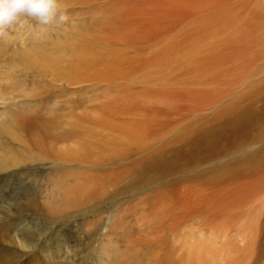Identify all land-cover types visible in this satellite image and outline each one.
Here are the masks:
<instances>
[{"label": "bare ground", "instance_id": "bare-ground-1", "mask_svg": "<svg viewBox=\"0 0 264 264\" xmlns=\"http://www.w3.org/2000/svg\"><path fill=\"white\" fill-rule=\"evenodd\" d=\"M66 1L90 6L97 24L85 26L79 45L71 47L67 60L74 64L62 55L54 68L73 72L68 82L115 84L113 94L79 114V123L109 138L99 141L105 152L91 154L73 141L56 148L47 143L51 153L93 164H102L103 154L112 157L115 168H102L101 177L109 174L110 186L127 177L116 189L120 195L142 188L156 172L193 171L165 184L173 204L166 212L156 208L161 225L146 230L150 238L172 232L164 264H264V0ZM199 109L209 111L199 118ZM37 147L45 150L42 142ZM97 175L90 174L99 182ZM96 193L79 187L65 196L81 207L94 199L98 210ZM51 210L43 212L57 213ZM113 225L128 232L125 221Z\"/></svg>", "mask_w": 264, "mask_h": 264}, {"label": "rangeland", "instance_id": "rangeland-1", "mask_svg": "<svg viewBox=\"0 0 264 264\" xmlns=\"http://www.w3.org/2000/svg\"><path fill=\"white\" fill-rule=\"evenodd\" d=\"M62 4L68 16L66 23L53 21L42 25L34 19L23 18L8 29L5 36H0V264H164V252L173 247L172 232L163 231L161 237L156 233L150 238L146 230L161 225L156 208L166 212L167 206L173 204L174 196L165 184L189 177L193 171L166 175L156 172L147 178L148 183L142 188H132L120 195L116 189L126 183L127 177L117 186L107 183L112 179L109 174L106 180L101 177L105 176L102 168H115L112 157L103 154L102 164H93L92 160L71 161L54 156L53 149L47 145L50 143L56 148L74 141L76 146L85 147L86 144L91 154H97V149L104 153L106 147L103 148L101 141L102 136L106 137L104 132L91 129L89 123H79V114L90 111L88 108L96 106L108 92L113 94L112 84H115L110 81L100 84L68 82L66 77L73 76V72L62 73L54 68L61 62L62 55L68 61L71 47L79 45L85 28L97 24L90 15V6L72 5L70 1ZM35 59L50 68L34 67ZM71 62L66 64H74ZM205 111L209 110L199 109L198 115H192L200 118L208 113ZM191 119L194 118L179 125ZM147 134L145 136L149 137L148 131ZM65 139L70 140L62 141ZM106 139L109 138L104 141ZM41 142L45 150L37 147ZM258 146H252L251 150ZM144 152L135 154L131 160ZM85 167L92 170H87L92 177L98 174L103 180L95 181L96 176L92 179L84 171ZM88 176L89 179H85ZM101 181L104 184H100ZM91 182H95L93 188ZM78 186L94 194L97 192L96 197L103 202H99L98 210L92 209L97 203L94 199L89 202L87 211V207L71 199L68 201L70 196L66 198L65 195ZM112 196L115 198L110 199ZM33 201L39 212H34ZM51 209H56L57 213L43 212ZM118 219L127 223L128 232L115 228L113 222ZM129 232L137 236L129 238Z\"/></svg>", "mask_w": 264, "mask_h": 264}, {"label": "clouds", "instance_id": "clouds-1", "mask_svg": "<svg viewBox=\"0 0 264 264\" xmlns=\"http://www.w3.org/2000/svg\"><path fill=\"white\" fill-rule=\"evenodd\" d=\"M63 0H0V36L19 24L23 18L36 20L42 25L53 21L66 23L68 16Z\"/></svg>", "mask_w": 264, "mask_h": 264}]
</instances>
